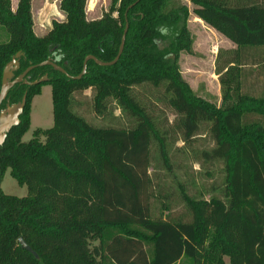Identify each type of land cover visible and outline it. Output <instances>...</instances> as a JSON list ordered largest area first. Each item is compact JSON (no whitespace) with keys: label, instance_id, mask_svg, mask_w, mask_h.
Segmentation results:
<instances>
[{"label":"trees","instance_id":"trees-1","mask_svg":"<svg viewBox=\"0 0 264 264\" xmlns=\"http://www.w3.org/2000/svg\"><path fill=\"white\" fill-rule=\"evenodd\" d=\"M111 0L97 19L86 18V0H60L63 20L53 19L43 35L34 32L32 0H0V86L5 64L22 51L17 77L28 66L29 81L16 83L0 108L26 103L20 122L0 146V264H264V91L244 92V54L264 47V0ZM117 61L93 60L80 74L87 55L112 61L125 27ZM190 13L220 32L235 48L218 49L215 70L221 103L198 96L183 78L180 53L191 52ZM264 56V54H259ZM264 58V57H263ZM264 65V59L254 66ZM45 84L51 86L53 124L30 127L31 103ZM148 84L173 111L172 129L187 148L208 125L214 145L194 151L205 162L223 164V181L208 197L176 180L180 203L172 210L169 195L155 184L149 168L157 147L162 167L172 176L167 131L135 97L133 88ZM92 90L96 115L112 111L109 101L132 118L130 127L97 126L73 109L75 94ZM261 119H250L252 116ZM43 138V139H42ZM6 171L24 196L6 194ZM173 177H176L174 175ZM160 213H153V202ZM21 238L28 248L22 247Z\"/></svg>","mask_w":264,"mask_h":264},{"label":"rangeland","instance_id":"rangeland-1","mask_svg":"<svg viewBox=\"0 0 264 264\" xmlns=\"http://www.w3.org/2000/svg\"><path fill=\"white\" fill-rule=\"evenodd\" d=\"M18 1V0H17ZM41 0H32V6L37 8L38 12L41 11ZM51 0L52 5L50 13L51 17L56 20H60V11L58 6ZM111 0H86V18L88 20L97 19L102 15V12L107 10ZM184 2L188 5L189 10L193 9V5L186 0H174V3ZM12 3V2H11ZM15 0H13L12 6H14ZM34 8V11L37 10ZM64 18L62 17L61 20ZM188 28L193 37V44L191 52H181L179 56L180 71L183 78L189 83L194 92L210 102L215 103L217 106L221 103V86L218 75L216 74L215 64L218 49L225 50L231 47L233 44L224 37L221 33L212 29L204 22L198 20L194 14L190 13L188 20ZM45 32V31H44ZM44 32H36L37 35H43ZM1 38V37H0ZM257 48L264 49L263 46H257ZM247 58V66L243 68V86L244 92L254 94L255 96H261L264 91V65L261 63L258 66H254V62H259L264 59L263 50L249 49L244 53ZM135 97L138 101L146 107V110L152 117L158 119V125L161 129L167 131V135L170 139L169 153L171 157L172 172L176 177L172 176L162 167L159 160L157 147H153L151 151V167L150 173L155 176V184L158 183L166 195H169L172 204V210L184 212L186 210L185 205L180 203L179 196L177 194L176 180L182 183H186L187 189L190 195L198 193V189H201L205 193V197H208L210 193V187L217 188L215 193H219V187L223 181V164L220 161L205 162L197 156H193L194 151H200L201 149H208L214 145V141L209 136L208 125L203 123L200 126L199 133L195 139L188 145L187 148H181L183 143L178 138V135L172 129V121L175 115L172 109L161 100V93L151 85L143 84L133 88ZM91 96L92 90L86 89L82 93L75 94L76 104L73 109L82 114L85 119L97 126H117V127H130L133 125L132 118H129L123 113L114 103L109 101L108 109L111 113H106L104 116L96 115L91 108ZM31 119L30 127L23 135L22 140L27 141L32 137V132L36 128H49L53 124L52 115V101H51V86L45 84L41 87V91L38 95L34 96L31 103ZM259 116L255 115L250 119H257ZM261 119V117L259 118ZM43 139V138H42ZM176 180H175V179ZM1 189L10 195L24 196L27 193L25 185H19L16 180L6 171L1 182ZM153 213L158 216L160 213L159 204L153 202ZM225 264H229L228 258L224 257Z\"/></svg>","mask_w":264,"mask_h":264},{"label":"water","instance_id":"water-1","mask_svg":"<svg viewBox=\"0 0 264 264\" xmlns=\"http://www.w3.org/2000/svg\"><path fill=\"white\" fill-rule=\"evenodd\" d=\"M132 5L133 4L129 5L128 8L126 9L125 13H124L125 20H126V16H127V11ZM127 28H128V23L126 20L123 35L121 38V43L119 46V51H118L116 57L112 61L103 62L93 55H87L83 61L82 70H81L80 74H78L77 76L68 75L66 73L65 69L63 67H61L59 64H57L51 58H48L45 61L40 62L38 65H50L54 69L66 74L70 78L79 79L86 72V66H87L86 63L90 59L93 60L98 65H101V66L111 65L117 61V59L119 58V56L123 50ZM22 55H24L22 51H17L11 57L10 61H8L5 64V66L3 68L2 78H1V86H0V105H1L2 101L6 98L9 89L12 88L16 83L23 82L27 85H35V84H39L41 82L49 80V77L47 74H44L39 79L34 80V81H29L26 78L27 72L30 71L36 65L28 66L17 77H14V72L20 66L19 59ZM25 103H26V92L22 95L20 101L15 102V103H9V100H7L5 107L0 108V146L4 143L6 136H7V133L11 130V128L13 126H16L19 124L20 115L23 112ZM19 242L21 243L22 247L28 248L21 238H19Z\"/></svg>","mask_w":264,"mask_h":264},{"label":"crops","instance_id":"crops-1","mask_svg":"<svg viewBox=\"0 0 264 264\" xmlns=\"http://www.w3.org/2000/svg\"><path fill=\"white\" fill-rule=\"evenodd\" d=\"M54 1H55L54 3L56 4V7L58 6V8H59V1L60 0H54ZM11 2H12L11 4H13V0H11ZM39 3H40V9H41L40 12H38L37 8L32 6V3H31V11H32V16H33V21H34V32L35 33L36 32H44V31L47 32L51 28V21H52L51 20L52 19V17H51L52 13H50V10H52L50 7V5H52L51 0H41V2L39 1ZM16 4H17V0H15V4H14V6H12L13 9H15ZM34 8L37 10V12L34 11ZM60 16H61V17H59L60 20L62 17L64 18V14L62 12L60 13ZM200 21H202V20L200 19ZM212 29H214V28H212ZM232 44L233 45L231 47L226 48V49L235 48V44L234 43H232Z\"/></svg>","mask_w":264,"mask_h":264}]
</instances>
